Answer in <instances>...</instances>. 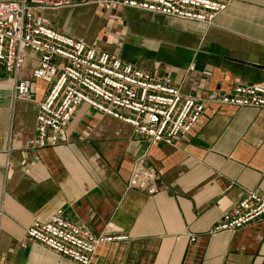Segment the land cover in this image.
I'll list each match as a JSON object with an SVG mask.
<instances>
[{"label":"crops","instance_id":"1","mask_svg":"<svg viewBox=\"0 0 264 264\" xmlns=\"http://www.w3.org/2000/svg\"><path fill=\"white\" fill-rule=\"evenodd\" d=\"M86 1L41 18L171 78L183 96L264 83V0H229L211 26L120 7L103 11ZM26 54L22 80L37 65ZM50 88L36 81L32 101L12 102V77L0 67V264H77L25 236L59 209L94 236L126 237L98 247L90 264H264V223L209 234L245 193L264 198V109L209 107L172 145L153 146L131 126L81 105L66 143L27 150ZM139 158L155 175L152 194L128 188Z\"/></svg>","mask_w":264,"mask_h":264},{"label":"built area","instance_id":"2","mask_svg":"<svg viewBox=\"0 0 264 264\" xmlns=\"http://www.w3.org/2000/svg\"><path fill=\"white\" fill-rule=\"evenodd\" d=\"M228 2L87 0L84 4L103 11L120 7L211 26ZM73 5V0H0V67L12 77V102L32 101L36 81L51 84L38 106L35 135L25 141V149L35 151L66 143L67 130L81 105L131 126L138 137L153 146L172 145L193 128L209 107L264 109V83L239 84L229 93L211 91L203 98L183 96L171 78L154 77L52 28L41 18L42 12ZM27 52L34 55L37 65L31 78L22 80L19 74ZM10 152L8 145L3 151L6 165ZM154 177L144 167L143 158H139L134 163L128 188L152 194L155 190L149 189L148 183ZM256 223H264V198L247 192L209 229V234L233 232ZM25 236L77 264H90L98 247L126 239L94 236L68 219L62 209L55 211L46 222L31 224Z\"/></svg>","mask_w":264,"mask_h":264},{"label":"rangeland","instance_id":"3","mask_svg":"<svg viewBox=\"0 0 264 264\" xmlns=\"http://www.w3.org/2000/svg\"><path fill=\"white\" fill-rule=\"evenodd\" d=\"M125 47H126V49H125ZM131 47V45H130V41L128 42L127 41V43H125V45H124V49H122V53L124 54V56L126 55V52H127V50L129 49Z\"/></svg>","mask_w":264,"mask_h":264},{"label":"water","instance_id":"4","mask_svg":"<svg viewBox=\"0 0 264 264\" xmlns=\"http://www.w3.org/2000/svg\"><path fill=\"white\" fill-rule=\"evenodd\" d=\"M249 65V64H248ZM249 66H252V67H255V68H262V67H257V66H254V65H249Z\"/></svg>","mask_w":264,"mask_h":264}]
</instances>
